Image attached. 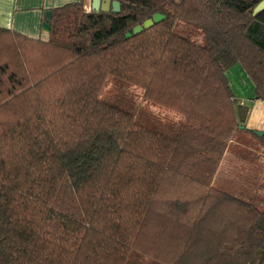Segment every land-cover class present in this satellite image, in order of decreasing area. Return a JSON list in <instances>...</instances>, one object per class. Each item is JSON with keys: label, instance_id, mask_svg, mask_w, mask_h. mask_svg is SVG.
<instances>
[{"label": "trees", "instance_id": "trees-1", "mask_svg": "<svg viewBox=\"0 0 264 264\" xmlns=\"http://www.w3.org/2000/svg\"><path fill=\"white\" fill-rule=\"evenodd\" d=\"M111 1L53 8L46 40L0 28V264H260L264 206L212 178L239 125L227 70L264 102L261 0ZM107 76L183 120L136 123Z\"/></svg>", "mask_w": 264, "mask_h": 264}, {"label": "crops", "instance_id": "crops-1", "mask_svg": "<svg viewBox=\"0 0 264 264\" xmlns=\"http://www.w3.org/2000/svg\"><path fill=\"white\" fill-rule=\"evenodd\" d=\"M77 1L81 0H0V28L46 40L48 33L41 28L46 21L44 12ZM226 77L239 125L213 175L212 186L244 200L262 202L264 145L259 138L264 134V102L256 99L254 85L240 64L229 68Z\"/></svg>", "mask_w": 264, "mask_h": 264}, {"label": "rangeland", "instance_id": "rangeland-1", "mask_svg": "<svg viewBox=\"0 0 264 264\" xmlns=\"http://www.w3.org/2000/svg\"><path fill=\"white\" fill-rule=\"evenodd\" d=\"M174 29L176 33L191 41L198 44H203L204 42L200 29L194 24L177 21ZM99 98L132 113L136 123L141 125L169 127L183 120L179 114L144 99L142 88L113 76L106 77L100 90ZM259 203L260 207L261 205L264 206V201Z\"/></svg>", "mask_w": 264, "mask_h": 264}, {"label": "water", "instance_id": "water-1", "mask_svg": "<svg viewBox=\"0 0 264 264\" xmlns=\"http://www.w3.org/2000/svg\"><path fill=\"white\" fill-rule=\"evenodd\" d=\"M85 9L87 11L92 12H109L112 11L113 13L120 12V3L117 1L111 0H85ZM264 10V0H261L253 9V15L258 14L259 12ZM44 16L46 21L42 23L41 28L44 32L49 33L50 31V19H51V10H47L44 12ZM164 17L161 14H154L152 18L146 19L141 25H137L133 28L132 34L127 33L126 38H129L132 35H137L141 33L143 30L149 29L155 23H159ZM262 135V132L259 133Z\"/></svg>", "mask_w": 264, "mask_h": 264}]
</instances>
